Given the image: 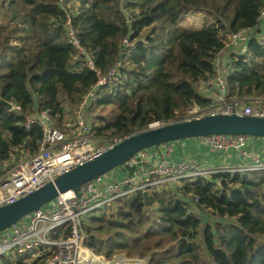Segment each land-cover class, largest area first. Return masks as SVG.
Listing matches in <instances>:
<instances>
[{
	"label": "trees",
	"instance_id": "1",
	"mask_svg": "<svg viewBox=\"0 0 264 264\" xmlns=\"http://www.w3.org/2000/svg\"><path fill=\"white\" fill-rule=\"evenodd\" d=\"M263 7L264 0H131L126 6L124 0H0V99L21 105L24 113L34 105L50 109L57 124L66 120L67 132V122L98 81L88 59L106 73L121 58L132 29L126 66L93 107L94 136L113 141L180 121L214 99L201 82L214 73L227 36L257 27ZM12 12L16 20L10 23L6 14ZM249 51L235 60L229 94L264 102V46L254 40ZM107 107L118 109L114 122L101 114ZM25 121L0 104V169L13 154L31 155L40 147L43 127L26 129ZM247 142L249 151L259 141ZM262 177L217 173L185 184L179 196L154 186L147 190L148 204L144 193L116 201L89 219L97 228H126L129 235L115 247L102 245L100 252L151 253L149 264H264ZM30 216L18 222L21 228ZM70 233L68 226L56 236ZM49 257L50 251L40 250L27 260L5 256L0 264H45Z\"/></svg>",
	"mask_w": 264,
	"mask_h": 264
},
{
	"label": "built area",
	"instance_id": "2",
	"mask_svg": "<svg viewBox=\"0 0 264 264\" xmlns=\"http://www.w3.org/2000/svg\"><path fill=\"white\" fill-rule=\"evenodd\" d=\"M130 1L124 0V6ZM262 23H264V7L259 16V24ZM259 27L258 25L242 28L227 36L229 40L227 42L226 39V46L214 60V73L201 82L202 87L208 89L214 99L206 107L196 106L191 112L182 116V120L234 113L264 118L263 99L259 97L232 98L229 94L228 80L234 72L235 60L246 55L239 54L238 49L247 48V54H249L250 43L254 40L264 46V36H259ZM133 33L130 29L129 35L123 40L122 56L126 55L133 45L130 39ZM79 48L83 54L89 55L81 46ZM225 61L232 68V72ZM87 64L98 75L101 74V70L92 58L88 59ZM9 103L12 105L10 109L25 115L26 121L23 125L26 129L40 125L43 127L44 137L36 153L11 156L10 166L0 177V208L54 181L55 172L58 169L62 170V174L70 171L83 161L128 138L127 135H120L113 141L98 143L94 134L88 132L87 125L80 127L74 136L69 137L61 129L52 125L53 117L50 109L42 110L39 114L24 113L21 105L13 101ZM89 105L88 98L84 97L79 107V117L84 116ZM78 123L82 125L81 121ZM249 138L251 137L247 135L200 137L198 140L201 144L211 145L230 154L226 157L229 160L221 166H205L197 159L174 162L168 158H161L158 164L150 166L151 149H144L122 167H117L85 183L81 187V197H78L73 190L68 191L30 214L31 222L26 227L21 228L18 223H15L0 231V261L5 256L27 260L34 257L40 250H48L50 257L45 264H122L123 261H108L95 253L92 242L82 232L84 218L106 209L116 201L132 198L144 193L150 187H157L162 181L196 180L200 176L240 173L248 169L264 170V157L251 155L245 148ZM262 139L264 141V138ZM129 167H135V169L123 174V170ZM56 219H59V224L49 227V221ZM67 226H71V234L57 237V231Z\"/></svg>",
	"mask_w": 264,
	"mask_h": 264
},
{
	"label": "water",
	"instance_id": "3",
	"mask_svg": "<svg viewBox=\"0 0 264 264\" xmlns=\"http://www.w3.org/2000/svg\"><path fill=\"white\" fill-rule=\"evenodd\" d=\"M0 104L12 107L7 100H1ZM218 135H247L264 138V118L235 113L215 114L172 122L130 136L61 174L55 181L1 207L0 231L18 223L68 191L73 190L78 197H81V187L85 183L125 165L144 149L158 147L172 141ZM143 195L148 204V191H145Z\"/></svg>",
	"mask_w": 264,
	"mask_h": 264
},
{
	"label": "crops",
	"instance_id": "4",
	"mask_svg": "<svg viewBox=\"0 0 264 264\" xmlns=\"http://www.w3.org/2000/svg\"><path fill=\"white\" fill-rule=\"evenodd\" d=\"M259 26H260L259 36H264V23H262L261 25L259 24ZM238 53L247 54V48L238 49ZM225 64L232 72V68L228 65L227 61H225ZM95 89L98 91L97 88ZM79 107L76 108L73 119L69 120L66 124L67 132L65 133L69 137L74 136V134H76V132L80 130V127H78L79 123L77 122ZM93 110H94L93 107L89 106L87 107L84 113V116L89 121V123L93 121L92 119H94V122L96 121V116ZM37 113L38 111L36 109L31 110V114H37ZM89 123L87 124L88 132L93 133V130L89 126ZM52 125L58 126L56 120L52 121ZM257 140L259 142L253 143V145L250 147L249 153L251 155H259L264 157V141L262 138H257ZM150 149H151V157L149 160L150 166L158 164L159 163L158 161L161 158H168L169 160L174 162L187 160V159H197L205 166H209V167L221 166L226 164V162L229 160L228 158H226L227 154L230 155L229 153L223 152V150H218L211 145H203L199 142V140L193 141V138L168 142L158 147H151ZM216 152H220V153L216 154ZM10 164H11L10 160L4 161L2 163L0 177L6 172ZM130 169L131 167H129L127 170H123V174H127Z\"/></svg>",
	"mask_w": 264,
	"mask_h": 264
},
{
	"label": "rangeland",
	"instance_id": "5",
	"mask_svg": "<svg viewBox=\"0 0 264 264\" xmlns=\"http://www.w3.org/2000/svg\"><path fill=\"white\" fill-rule=\"evenodd\" d=\"M11 9H12V11H17L16 7H13ZM3 16H4L3 13H0V23H3V20H2ZM6 16L8 19H10V23L15 22L16 18L14 16L13 12H12V14L7 13ZM67 17L69 19H71V14L68 11H67ZM228 40H229V37H227V42H228ZM11 43L13 45H16L17 39H12ZM32 109H36L38 111L37 114H39V110L37 109L36 105L32 106ZM101 114L106 118V120L108 122H112L115 120V117L117 114V109H115L113 107H107V108H105V110H103L101 112ZM92 120L94 121V119H92ZM80 121L82 122V125H79L78 127H85L89 123V121L83 115L81 117L78 116L77 122H80ZM65 123H66V120H63L61 122H58V124H60L62 128L59 126H55V127L66 132L64 130ZM89 126L91 127L92 124L89 123ZM75 130H76V128H75ZM197 140H198L197 138H193V141H197ZM98 143H102V142H98ZM13 156H14V154H13ZM0 171H1V169H0ZM231 173H233V172H231ZM240 173L241 174L261 173L263 176L262 180H264V170L248 169V170L241 171ZM193 182H195V181L187 180V179H180V180H173V181H162L159 184V186H157L156 188L158 189V191H161V192H163V191L166 192L169 189H172L173 190V196L174 195L179 196L180 192L183 190L185 184L189 183V185H190ZM191 197H193V195H191ZM123 201L124 200L119 201V202H123ZM129 201L130 200H127L125 204H127ZM222 221H224L223 223H232L233 222V220H228V222L225 220H222ZM87 228L90 229L89 232L87 231ZM82 232L87 237V239L92 242L93 247L95 248V253L97 255H100L101 257H103L104 259H106L108 261H123L124 264H149V261L151 259V253L147 254L146 256L143 257V256H140L136 253H133L132 255H128L124 251H116L114 256L107 257L104 253L100 252V247L102 245H105L106 247L111 248V247H115L117 245L124 243L125 240L127 239L128 235H129V232L126 228H119V227H115V226L114 227H98V228H96L91 223V219H89V220H84V222L82 224ZM103 232H109L111 234L107 237H104V236H102Z\"/></svg>",
	"mask_w": 264,
	"mask_h": 264
},
{
	"label": "clouds",
	"instance_id": "6",
	"mask_svg": "<svg viewBox=\"0 0 264 264\" xmlns=\"http://www.w3.org/2000/svg\"><path fill=\"white\" fill-rule=\"evenodd\" d=\"M127 5V4H126ZM125 5V6H126ZM124 12H125V14L127 15V10L126 9H124ZM123 44V43H122ZM133 44H134V42H133ZM133 46V45H132ZM128 52V51H127ZM127 54V53H126ZM127 59H128V57H126V55H124V56H121V58L113 65V66H111L110 67V69L106 72V73H103V72H101V74L100 75H98L97 74V72H96V74L98 75V81H97V83L93 86V88L86 94V96L85 97H87L88 98V100H89V103H90V107H94L96 104H97V102L100 100V98H101V96H102V94H103V92H104V90H105V88L107 87V86H109V85H111V84H117V82H118V76H119V73H120V71L123 69V68H125V66H126V63H127ZM95 88H97L98 89V91L95 89ZM88 106V107H89ZM114 108V107H113ZM115 109H117V108H115ZM43 110H45V109H43ZM42 111V110H41ZM40 112V111H39ZM117 114H118V109H117ZM117 114H116V116H117ZM95 116H96V118H97V115L95 114ZM53 117V116H52ZM115 119H116V117H115ZM53 120H55L54 118H53ZM115 121V120H114ZM114 121H112V122H114ZM24 126V125H23ZM63 131V130H62ZM64 132V131H63ZM65 133V132H64ZM127 139V138H126ZM111 206V205H110ZM108 208V207H107ZM106 208V209H107ZM106 209H104V210H106ZM101 211H103V210H101ZM98 212H100V211H98ZM95 213H97V212H95ZM95 213H93V214H95ZM93 214H91L90 216H92ZM89 216V217H90ZM89 217H87V218H84L83 219V222H84V220H89ZM92 223V222H91ZM57 224H59V219H56V220H54V221H49V227L50 226H54V225H57ZM68 227V226H67ZM71 227V226H70ZM63 228H66V227H63ZM97 228V227H96ZM59 231V230H58ZM58 231H57V233H58ZM57 233H56V235H57ZM71 234V233H70ZM57 237H60V236H57ZM93 245V244H92Z\"/></svg>",
	"mask_w": 264,
	"mask_h": 264
},
{
	"label": "flooded vegetation",
	"instance_id": "7",
	"mask_svg": "<svg viewBox=\"0 0 264 264\" xmlns=\"http://www.w3.org/2000/svg\"><path fill=\"white\" fill-rule=\"evenodd\" d=\"M55 173H56V176L54 178V181L62 174V170L58 169ZM51 182H53V181H51Z\"/></svg>",
	"mask_w": 264,
	"mask_h": 264
},
{
	"label": "bare ground",
	"instance_id": "8",
	"mask_svg": "<svg viewBox=\"0 0 264 264\" xmlns=\"http://www.w3.org/2000/svg\"><path fill=\"white\" fill-rule=\"evenodd\" d=\"M87 231L89 232L90 229L87 228ZM110 234H111V233H109V232H103L102 236L107 237V236H109ZM122 264H124V263H122Z\"/></svg>",
	"mask_w": 264,
	"mask_h": 264
}]
</instances>
